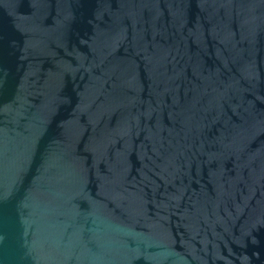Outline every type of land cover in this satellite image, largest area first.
<instances>
[{"label": "water", "instance_id": "1", "mask_svg": "<svg viewBox=\"0 0 264 264\" xmlns=\"http://www.w3.org/2000/svg\"><path fill=\"white\" fill-rule=\"evenodd\" d=\"M0 264H264V0H0Z\"/></svg>", "mask_w": 264, "mask_h": 264}]
</instances>
